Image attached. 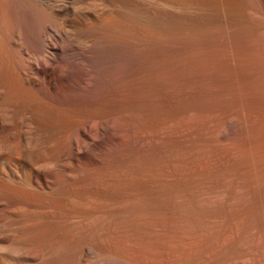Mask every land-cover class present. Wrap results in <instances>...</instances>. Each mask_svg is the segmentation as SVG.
Listing matches in <instances>:
<instances>
[{
  "label": "bare ground",
  "instance_id": "1",
  "mask_svg": "<svg viewBox=\"0 0 264 264\" xmlns=\"http://www.w3.org/2000/svg\"><path fill=\"white\" fill-rule=\"evenodd\" d=\"M191 1L131 12L195 55L180 90L135 102L115 44L145 28L0 0V264H264V0Z\"/></svg>",
  "mask_w": 264,
  "mask_h": 264
},
{
  "label": "rangeland",
  "instance_id": "2",
  "mask_svg": "<svg viewBox=\"0 0 264 264\" xmlns=\"http://www.w3.org/2000/svg\"><path fill=\"white\" fill-rule=\"evenodd\" d=\"M86 1H88V3H89V1H92V0H86ZM98 1H99V3H98ZM98 1L96 0V2H95V0H93L94 3L91 2L90 4L96 6L95 5V3H96L97 6L101 5V7H94V6L90 5L89 9L94 10V8H97L96 14H100L97 16H99V18L102 17V20H103L102 22L107 20L105 22V24L108 23L107 25H110V26L112 24L117 25V26H113L114 28L115 27H117V28L118 27L119 28L127 27L131 31H134V30H136V28H140V27L145 28L144 36H145L146 42L143 44V46L138 47V46H133L132 44H130V45L123 44L122 47H124V45H125V47L122 48V47H120L121 43H116L117 45L115 44V50L119 49V50H117V52H119V54H121V53H125V55L128 54V56H125L123 54L124 58L126 59L125 62L127 63L128 68L131 71L135 72L132 81L128 85L129 86L128 89L130 92L128 91V93L127 94L125 93L123 96L125 97L126 95H128V96H126V99L128 98V99L136 100L135 102H138L139 100H141L139 102H142V100L144 102V101H147L151 95L155 94V96L156 95L161 96L160 93H162V92L164 93V92H166V90L167 91L168 90H174V89L177 91L180 90L183 86L184 79L186 77H188V75H191L192 73L195 72V69H193V68H195L193 66V61H194L195 55L193 57L192 53L191 52L189 53V51L185 52V53L181 52V49H180L181 46H180V44H178V42L175 41L176 43H174V41L166 40L162 35L158 34L156 31H154L152 29L153 27L154 28H159V27L162 28L164 26L168 27V25L158 24V26H159L158 27L157 24L154 23L152 26V23L148 22V21H146V24H145L144 20H143V22H144L143 23V22H140L142 20L138 21L137 18H134V17L131 18L132 16H134V15H132V13H134L135 11H136L135 14H138L140 11H141V13H146V10H148V9H149V11H147V13H149L150 9L153 7L151 10L154 9L156 11V13H158V12L160 13L164 9V11H162L161 13H166V11H169L167 13H173L174 11H176L174 13L187 14L190 10L189 13L191 14V13H193V11L194 12L203 11V7L202 6L201 7H195L194 2L191 0H189V3H187V0H182V2H181V0H176L175 1L176 4H177V2L180 1L181 5L178 3L177 4L178 6L175 5V3L173 4L174 0L173 1L170 0V3H169V0H167V2H166V0H163V1L162 0H155V1L154 0H152V1L151 0H146V1L142 0V1H145L144 3L146 4V6H142L139 4H138L139 5L138 6L136 3H134L131 0H126L127 2H125V3H124V0H122V1L121 0H119V1L114 0V1H116L115 3H117V4H112V3H114L113 0H112L113 2L112 3L110 2V4L103 2V0H98ZM134 1L136 2L137 0H134ZM183 1H186V4ZM131 2L134 4H131ZM119 3H120V7H119ZM126 3H128V5L130 7L129 6L127 7ZM182 3H184V5ZM104 4H105V6H103ZM111 4H112V6H110ZM135 4H136V6H137L136 8L138 10L135 8ZM83 5H84V7L87 6L85 4H83ZM123 5H125L126 10L128 9L127 17H125L127 13L124 12L125 7ZM182 5L183 6L187 5V7H189L188 9L186 8V6L184 7L187 9V11H185V9H184V11H182V9H183V8H181V7H183ZM141 6H142V8L140 9ZM150 6H152V7H150ZM92 7H94V8H92ZM145 7H148V9L146 8V10H145ZM154 7H156V8H154ZM191 7H192V10H191ZM129 8H131L130 11H129ZM195 9H196V11H195ZM98 10L101 12L98 13ZM154 10L151 12L154 13ZM123 15H125V16H123ZM129 15H131L130 18L132 20L129 18ZM126 18H128L129 20ZM133 20H135V21H133ZM137 26H140V27H137ZM118 46H119V48H118ZM134 47H136L137 49ZM124 51H126V52H124ZM65 57H67V56L65 55ZM196 58L198 61V66H199L198 70H199L200 74L202 75L204 72L203 60H202L204 57L202 54V50H200V52ZM193 70H194V72H193ZM184 75L186 77H184ZM178 88H180V89H178ZM124 97H121L119 99L121 101V102H119V104L124 102V100H125ZM117 104H118V102H117ZM39 105H42V107H45L47 109H49V107H52L49 104H44L42 102ZM29 108H31V106H29ZM152 119H153V122H155L156 119H159V118H151L150 117L149 119H146V120L141 119V121H140V118H138V119L135 118V120H137L138 122H141V123H143V122L144 123H148V122L150 123L152 121ZM161 120H162V118L159 119V121H161ZM64 121H65V124L68 123V125H71V126H75L76 124L83 123L82 118L80 116L77 117V115H73L70 113H66L64 115ZM6 129H7V126L3 125V128L1 129V137L3 139L8 138V136L6 135ZM89 152H90V150H89ZM15 154L18 155L19 151L15 152ZM12 155L13 154L11 153L8 156L10 157ZM49 169H50L49 167H46V170H49Z\"/></svg>",
  "mask_w": 264,
  "mask_h": 264
}]
</instances>
